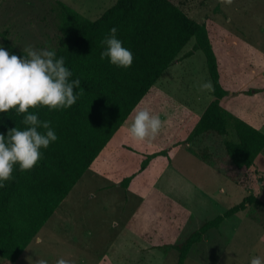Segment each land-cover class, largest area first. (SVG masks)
Instances as JSON below:
<instances>
[{
	"label": "rangeland",
	"instance_id": "374dc122",
	"mask_svg": "<svg viewBox=\"0 0 264 264\" xmlns=\"http://www.w3.org/2000/svg\"><path fill=\"white\" fill-rule=\"evenodd\" d=\"M60 1L89 20H96L116 2ZM171 1L195 21L220 23L264 55V0H231L230 4L222 0ZM55 4L56 0H0V32L8 31L12 44L23 52L29 46L54 49L59 37ZM193 45L191 39L180 55ZM233 45L231 39H223L224 50L232 56L231 68H249L250 56L246 58ZM206 72L205 57L196 51L183 73H168L169 85L164 87L184 99L186 92L193 91L189 85L195 83L204 104L210 92L200 88L210 80L203 77ZM250 90L240 94L264 91ZM260 131L264 134V126ZM116 140L113 137L110 145ZM132 141L121 144L118 159L111 163L102 162L104 153L99 155L15 264H35L39 258L56 264L60 257L73 264H175L173 245L202 222L221 215L248 195L264 200V150L234 184L225 175L231 163L224 137L203 135L189 150L168 155L167 161L153 157L143 169V161L156 152ZM129 176L134 180L121 187L122 179ZM253 255H264V209L258 205L247 206L218 229L209 230L191 247L184 264H249Z\"/></svg>",
	"mask_w": 264,
	"mask_h": 264
},
{
	"label": "trees",
	"instance_id": "16d2710c",
	"mask_svg": "<svg viewBox=\"0 0 264 264\" xmlns=\"http://www.w3.org/2000/svg\"><path fill=\"white\" fill-rule=\"evenodd\" d=\"M55 5L59 37L54 49L71 70L70 79H80L82 92L77 102L66 109L49 110L40 105L29 109L40 120L50 121L58 139L42 149V159L31 170L20 171L17 166L13 178L0 188L3 264L16 263L131 111L176 62L191 39L194 45L184 56L195 51L203 53L214 90L198 122L179 144H189L207 134L224 137L225 153L231 163L225 175L234 184L264 150V134L220 105L227 91L219 83L217 61L205 22L188 17L171 0H116L96 20L83 17L60 0ZM114 26L123 46L133 53L129 68H118L107 58L100 59L103 47L100 41ZM8 35L6 30L0 32L1 44L10 54H26L16 49ZM23 117L14 108L0 113V133L25 127ZM157 156L169 159L166 150L158 151L143 161L141 169ZM131 178H124L120 186L126 188ZM252 205L264 209V200L248 195L221 215L202 222L183 241L173 245L177 252L175 264H184L191 247L202 241L209 230L218 229L225 219Z\"/></svg>",
	"mask_w": 264,
	"mask_h": 264
},
{
	"label": "clouds",
	"instance_id": "9594fccd",
	"mask_svg": "<svg viewBox=\"0 0 264 264\" xmlns=\"http://www.w3.org/2000/svg\"><path fill=\"white\" fill-rule=\"evenodd\" d=\"M230 4L231 0H222ZM100 59H108L118 68H129L133 63V53L123 46L117 37L114 26L100 41ZM26 54H10V50L0 44V113L15 109L23 113L25 127H13L7 134L0 133V188L13 178L14 168L20 171L31 170L43 157L42 149L58 137L50 126V121H42L35 112L29 111L36 106H47L49 110H60L75 104L82 92L80 79H70L71 70L65 65L63 56L58 57L55 49L29 46ZM202 90L212 91L210 80L200 84ZM79 89V91H74ZM163 121L158 114L148 108L134 110L128 132L133 140L150 141L162 128ZM35 264H48L39 258ZM56 264H73V261L60 257ZM249 264H264V255H253Z\"/></svg>",
	"mask_w": 264,
	"mask_h": 264
},
{
	"label": "crops",
	"instance_id": "0c3cea01",
	"mask_svg": "<svg viewBox=\"0 0 264 264\" xmlns=\"http://www.w3.org/2000/svg\"><path fill=\"white\" fill-rule=\"evenodd\" d=\"M205 24L210 44L217 61L219 83L221 87L227 91V95L221 99L220 105L255 129L261 130L264 126V91L262 93L248 96L240 94V92L248 91L250 89L264 90V55L256 48L251 47V45L241 39L240 36L232 35L220 23L205 21ZM228 38L235 43V45H233L234 47H238L242 54H246V58L247 56H250L248 58H250L252 64L249 68H240V70H237V68H231L232 56L229 57L227 51H225L223 47V39ZM185 53L179 55L176 62L172 64L149 89L146 95L131 111L121 127L101 150L99 155L104 153L102 162L111 163V161L117 160L120 147L122 148L121 144L133 140L128 132V127L132 122L134 110H139L140 108H148L151 112L158 114L161 117L163 124L158 135L152 140L143 142L136 140L133 141L142 147L155 152L166 150L169 157L178 153L182 149L189 150L193 142L186 145L179 143L184 141L192 131L198 122L200 115L212 100V96H210L211 91L208 92L209 98H207L205 103L203 102L204 104H201L203 98L200 95L201 93L195 89L194 85L197 86L195 83L189 85V88H193V91L191 94L190 92H186V94L183 95L184 99L179 98L164 87L165 85H169L167 78L168 73H183V68H186V64L192 61L196 55V51L188 57L184 56ZM206 73L203 74V77L205 78L206 75L208 76V73ZM230 95H232V97ZM189 96L191 97L189 98ZM239 100H242V102L240 103ZM243 104L248 107L243 106ZM113 137L118 140H116L115 144L110 145ZM158 158L167 161V158L165 159L163 156ZM93 163L89 170L92 168ZM162 165L161 168L163 169L165 164L162 163ZM204 165L213 171L215 169L207 163Z\"/></svg>",
	"mask_w": 264,
	"mask_h": 264
}]
</instances>
